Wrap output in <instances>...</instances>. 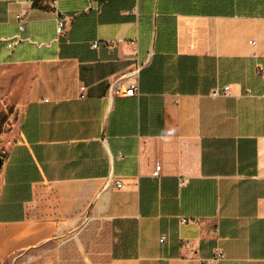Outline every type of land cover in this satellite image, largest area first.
Here are the masks:
<instances>
[{
	"label": "crops",
	"instance_id": "crops-1",
	"mask_svg": "<svg viewBox=\"0 0 264 264\" xmlns=\"http://www.w3.org/2000/svg\"><path fill=\"white\" fill-rule=\"evenodd\" d=\"M260 64V14L0 0V66L33 69L2 156L0 263L200 264L218 247V264H264Z\"/></svg>",
	"mask_w": 264,
	"mask_h": 264
},
{
	"label": "rangeland",
	"instance_id": "rangeland-1",
	"mask_svg": "<svg viewBox=\"0 0 264 264\" xmlns=\"http://www.w3.org/2000/svg\"><path fill=\"white\" fill-rule=\"evenodd\" d=\"M33 69L0 66V157L13 140ZM8 264V262L0 263Z\"/></svg>",
	"mask_w": 264,
	"mask_h": 264
},
{
	"label": "built area",
	"instance_id": "built-area-1",
	"mask_svg": "<svg viewBox=\"0 0 264 264\" xmlns=\"http://www.w3.org/2000/svg\"><path fill=\"white\" fill-rule=\"evenodd\" d=\"M65 25H66V18L65 17L59 18L57 29L60 33L64 31ZM97 46H98V43H96V42L93 43V47H97ZM257 72L259 74L264 73V66L262 64H260L258 66ZM115 85L118 86V89H120L123 86L120 79H118L115 83H112L110 89H113V87ZM84 88L85 87H81L82 90H84ZM123 91H124L123 93L125 95H136V94H138V92H139V80H138V76H137V71H134L132 74H129V76H127V79L124 82V90ZM223 93L224 94L230 93L229 85H225L223 87ZM160 169H161V165L157 164L153 174L155 176L159 175ZM115 184L117 186H121L122 181L116 180ZM180 220H181V223H187V224H198L200 222V220L198 218H195V217H182ZM164 239H165V235L161 237L162 241H164ZM222 259H223V251L221 248L217 247L215 249L213 256L208 257V258H201L200 264H218Z\"/></svg>",
	"mask_w": 264,
	"mask_h": 264
},
{
	"label": "trees",
	"instance_id": "trees-1",
	"mask_svg": "<svg viewBox=\"0 0 264 264\" xmlns=\"http://www.w3.org/2000/svg\"><path fill=\"white\" fill-rule=\"evenodd\" d=\"M217 10L219 14L264 15V0H203V8Z\"/></svg>",
	"mask_w": 264,
	"mask_h": 264
},
{
	"label": "water",
	"instance_id": "water-1",
	"mask_svg": "<svg viewBox=\"0 0 264 264\" xmlns=\"http://www.w3.org/2000/svg\"><path fill=\"white\" fill-rule=\"evenodd\" d=\"M2 166V157H0V168Z\"/></svg>",
	"mask_w": 264,
	"mask_h": 264
}]
</instances>
